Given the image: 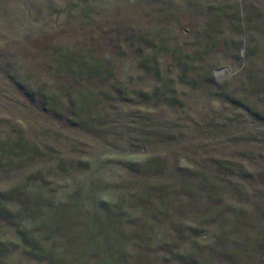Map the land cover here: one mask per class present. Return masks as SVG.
Wrapping results in <instances>:
<instances>
[{
    "label": "rangeland",
    "instance_id": "1",
    "mask_svg": "<svg viewBox=\"0 0 264 264\" xmlns=\"http://www.w3.org/2000/svg\"><path fill=\"white\" fill-rule=\"evenodd\" d=\"M0 264H264V0H0Z\"/></svg>",
    "mask_w": 264,
    "mask_h": 264
}]
</instances>
